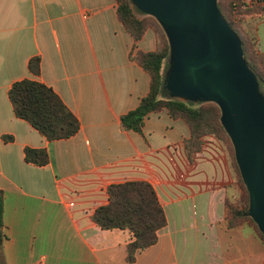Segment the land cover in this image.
I'll use <instances>...</instances> for the list:
<instances>
[{
    "label": "crops",
    "instance_id": "1",
    "mask_svg": "<svg viewBox=\"0 0 264 264\" xmlns=\"http://www.w3.org/2000/svg\"><path fill=\"white\" fill-rule=\"evenodd\" d=\"M256 18L264 67V11ZM156 49L153 30L138 42L126 31L116 0H0L4 264H130L132 233L103 230L92 216L109 203L111 185L131 181L152 184L167 217L132 264H264L255 228L229 227L228 206L242 190L222 142L207 136L189 156L191 130L166 109L142 132L122 127L150 92L136 53ZM36 57L39 76L29 70ZM25 79L54 90L80 121L75 136L48 141L16 117L9 91ZM27 148L45 149L48 165L27 162Z\"/></svg>",
    "mask_w": 264,
    "mask_h": 264
},
{
    "label": "trees",
    "instance_id": "2",
    "mask_svg": "<svg viewBox=\"0 0 264 264\" xmlns=\"http://www.w3.org/2000/svg\"><path fill=\"white\" fill-rule=\"evenodd\" d=\"M118 18L135 42L140 41L148 30H154L157 37V49L154 52H137L135 61L150 75V92L139 107L121 119L125 130L142 132L146 118L155 112L166 109L174 119H182L191 130V138L186 142V149L191 156L201 148L202 139L211 136L225 146L236 174L238 185L242 190L239 205L228 206V223L235 228L243 223L252 225L262 242L264 235L254 221L245 215L249 206V196L242 181L234 154L232 142L222 122L220 108L214 103L193 104L171 99L164 89V72L168 68L170 45L157 21L147 17L132 7L129 0H116ZM219 6L224 17L242 40L245 57L251 69L258 76L264 90V67L261 66L257 52L258 20L255 15L262 13L260 4H246L242 0H220ZM141 15V16H139ZM40 58L30 60L29 70L40 75ZM16 117L29 123L48 141L69 139L75 136L81 127L78 118L69 110L54 90L43 83L25 79L13 84L9 91ZM26 161L37 166H46L49 155L45 149L25 151ZM109 203L99 207L92 216L93 221L103 230H127L132 233L133 242L127 247V262L132 264L144 250L155 245L158 233L167 225L165 210L156 190L146 181H131L114 184L108 188ZM4 196L0 191V251L3 246ZM0 261L3 263L0 253Z\"/></svg>",
    "mask_w": 264,
    "mask_h": 264
},
{
    "label": "water",
    "instance_id": "3",
    "mask_svg": "<svg viewBox=\"0 0 264 264\" xmlns=\"http://www.w3.org/2000/svg\"><path fill=\"white\" fill-rule=\"evenodd\" d=\"M163 29L170 52L164 89L171 99L214 103L249 196L245 215L264 235V90L219 0H129Z\"/></svg>",
    "mask_w": 264,
    "mask_h": 264
},
{
    "label": "built area",
    "instance_id": "4",
    "mask_svg": "<svg viewBox=\"0 0 264 264\" xmlns=\"http://www.w3.org/2000/svg\"><path fill=\"white\" fill-rule=\"evenodd\" d=\"M264 0H242V2L252 5V4H260L261 2H263Z\"/></svg>",
    "mask_w": 264,
    "mask_h": 264
},
{
    "label": "rangeland",
    "instance_id": "5",
    "mask_svg": "<svg viewBox=\"0 0 264 264\" xmlns=\"http://www.w3.org/2000/svg\"><path fill=\"white\" fill-rule=\"evenodd\" d=\"M219 2H220V0H219ZM139 16H141V15H139ZM254 18L256 19V20H258V18H256V15L254 16ZM158 23V22H157ZM152 30V29H151ZM154 31V30H153ZM221 142V141H220ZM225 147V146H224ZM231 159V158H230Z\"/></svg>",
    "mask_w": 264,
    "mask_h": 264
}]
</instances>
